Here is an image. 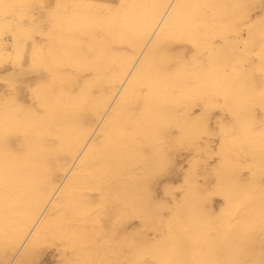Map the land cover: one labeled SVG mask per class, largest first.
<instances>
[{"label": "bare ground", "instance_id": "bare-ground-1", "mask_svg": "<svg viewBox=\"0 0 264 264\" xmlns=\"http://www.w3.org/2000/svg\"><path fill=\"white\" fill-rule=\"evenodd\" d=\"M156 2L0 0V264H264V0H179L190 6L180 20L195 28L158 56L190 59L204 38L215 56L205 52L178 76L154 80L146 110L147 89L121 102L126 85L117 77L129 57L138 63L150 47L148 36L140 47L132 42ZM37 47L42 63L32 59ZM94 56L95 71H81ZM92 77L88 99H78ZM49 84L46 109L34 89ZM192 89L204 99L193 113H204L207 131L188 130L181 145L174 122L185 112L181 93ZM156 141L169 167L149 177ZM222 144L230 162L222 183L233 207L208 227L200 197L215 191ZM84 145L99 150L70 184ZM161 200L167 208L156 213ZM226 206L213 196L203 209L216 217ZM43 221L55 239L24 256V241Z\"/></svg>", "mask_w": 264, "mask_h": 264}, {"label": "snow or ice", "instance_id": "snow-or-ice-1", "mask_svg": "<svg viewBox=\"0 0 264 264\" xmlns=\"http://www.w3.org/2000/svg\"><path fill=\"white\" fill-rule=\"evenodd\" d=\"M125 5H121L116 8L117 13L120 9H123ZM154 9L153 17L146 21L141 32L138 34L136 39L132 42L134 47H140L145 43L144 37L148 36L150 38V47H148L146 53L143 55V58L137 61L132 58H128L125 65V70L121 74L120 77H117V80L126 85L123 87L122 91H120L119 95L121 97V102H125L129 95H138L139 90L141 88L147 89L144 93L145 100V109L148 108V103L152 98V90H153V81L159 79L161 77H176L181 74L182 71H186L191 67L196 66L198 63L199 57L208 52L210 56L214 57L215 52L212 49L210 38L197 39L195 41V51L192 53L190 59L179 58L173 61L169 57L164 55H159L158 53L161 47L166 43H172L176 41H180L184 38L185 31H191L195 28V24L193 21L189 20H180L181 9L185 7H190L187 5H182L179 3V0H175V3L168 2L165 0H157V2L152 6ZM195 7H200L196 5ZM57 10H61L63 8L62 5L56 6ZM183 24V30H181L180 25ZM261 30L264 31V18L261 20ZM90 51L92 49L90 48ZM32 59L34 63H42L45 60V54L41 49L34 48L32 52ZM97 57L94 56L92 59H86L84 61V67L81 71L84 72H94L95 71V63ZM171 63H175V68L169 70L168 65ZM135 66L134 72L129 69V66ZM124 76H131L130 79L124 80ZM95 77H92L86 80L83 87L80 88L79 92L76 93V97L80 100L86 101L89 96V89L94 81ZM52 84L38 86L34 89V94L39 98L42 102V106L47 109V91L52 87ZM182 99L180 101L181 106L185 109L183 114V119L180 121H176L175 126L181 129V135L177 138V142L179 144H184L187 140V136L184 135L188 130H194L198 135L205 134L207 131V125L205 122L204 113L194 114L193 109L195 108L197 103L204 102L202 95L195 89L190 90L187 94L181 93ZM207 106V105H206ZM104 110V106H101ZM114 110L109 114L108 118L104 121V125L107 128L108 124L113 119ZM143 115V114H142ZM37 119H47V112L43 117H36ZM82 135H86V130L81 128ZM224 136L227 138L229 132L227 130L224 131ZM58 138V136L56 137ZM104 142H102L103 144ZM87 147V151L83 154L82 159L80 160V165L77 166L76 170L71 173V181L70 184L76 183V178L79 177L82 171L86 168L88 159L98 151V147L96 145H84ZM155 165L152 169L148 171L146 174L149 177H158L163 175L167 168L169 167V161L159 147V141L153 142L151 145ZM219 156V163L216 165L215 173L217 176V184L215 186V191L208 192L200 197L201 202V214L206 223V226L210 227L213 219L219 220L231 215V209L233 207V201L231 197V192L229 189L225 188L222 183V176L225 167L230 163L226 159V146L222 144L221 152L217 153ZM201 161L194 160L193 167H198ZM191 171V169H190ZM69 185H65L64 189L66 190ZM146 187V186H145ZM176 189H173L175 191ZM167 192V189H166ZM213 196H222L227 202V206L222 208L220 214L216 217H212L209 213L205 212L203 209V205L211 200ZM101 199H107L106 196L102 195ZM167 208V205L164 201H158L155 203V207L153 209L154 212L160 213ZM42 226L36 229H33L29 232L30 239H26L23 245V255L24 256H32L36 253L40 248L52 244L55 237L50 236L49 230L47 227V221L40 222ZM16 264H42L40 260H17ZM196 264H214L213 261H198Z\"/></svg>", "mask_w": 264, "mask_h": 264}, {"label": "clouds", "instance_id": "clouds-1", "mask_svg": "<svg viewBox=\"0 0 264 264\" xmlns=\"http://www.w3.org/2000/svg\"><path fill=\"white\" fill-rule=\"evenodd\" d=\"M80 176H81V175H80ZM80 176H79V177H80ZM79 177L76 178V183H77Z\"/></svg>", "mask_w": 264, "mask_h": 264}]
</instances>
